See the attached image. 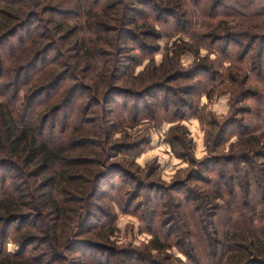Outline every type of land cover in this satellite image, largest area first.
<instances>
[{"label": "trees", "instance_id": "16d2710c", "mask_svg": "<svg viewBox=\"0 0 264 264\" xmlns=\"http://www.w3.org/2000/svg\"><path fill=\"white\" fill-rule=\"evenodd\" d=\"M158 2L0 0V264H176L174 262L178 261L167 253L173 245L161 243L158 239L147 246V252L113 247L102 242L108 240L106 236L109 235H104L103 231L108 229L111 232L113 222L102 220L99 225L91 223L101 211L100 198L96 196L100 185L96 176L99 175L101 161V153L97 150L101 146L94 137L100 133V124L97 119H91L82 121L83 126H79L77 123L82 117L78 115L73 123V127L76 124L79 127L77 132L67 134L69 113L65 103L66 100H74L75 94H78L77 83L63 91L70 78L84 74L94 84V87L90 85L91 88L83 89L82 95H87L88 100L95 95L94 99L98 102L101 101L98 95L114 94L107 91L111 84L108 73L112 63L106 59L105 52L112 48L111 56L115 58L121 48L128 46V40L139 44L141 36L156 39L160 33L147 21L149 11L156 13L157 21L173 22L176 27L195 26L183 21L180 14L168 6L159 10ZM219 2L215 9L222 6L223 16L219 12L213 15L203 13V18L208 20L200 19L203 31H195L193 38L207 48L222 44L223 59L230 63L228 67H223L224 73L210 66L194 68L190 70L189 77L203 74L201 84L171 88L170 84L187 77L181 75L179 66H170L165 61L152 67V77L140 82L139 86L143 85L138 92L125 91L138 96L139 101L132 103L138 108L135 118L141 113V107L155 115V103L148 104L143 100L150 87V91H165L163 104L166 108L175 104L180 106L183 115L179 120L186 119L188 112L199 115L197 103L191 97L203 91L211 98L214 92L211 88L221 81L222 76L223 86L231 93L232 104L237 100L257 99L256 108L237 111L238 115L230 121H223L222 126L215 120L210 121L212 126L219 125L218 131L211 133L212 151L217 153L228 141L229 128L234 136H239L236 142L230 144L228 154L215 156L201 164V169L207 171L212 165L222 166L220 170L215 169L219 170V179L211 182L218 195L205 191L207 194L202 193L201 199L215 210L223 211V218L227 217L229 223L223 226L226 231L220 235L210 216L207 220L200 219L206 225L197 221L200 207H196L192 211V219L198 232L192 237L200 242V251L196 256L185 252L197 264H264V91L251 85L255 79L264 88V0ZM185 5V1L181 2V7L185 8ZM181 15L192 16L186 8ZM230 18L237 20L235 26L227 20ZM25 27H28L25 35L9 49H4L6 40L17 36ZM188 30L182 29V32ZM123 38L126 39L123 41ZM55 50L57 54L50 57ZM98 51L105 54L101 56L102 61ZM194 53L198 54V51ZM244 65H249L247 70H244ZM106 75L108 79H100ZM27 86L31 99L26 102L20 99V95ZM159 92L156 94L158 98ZM64 93H68L66 100L61 99ZM179 93L184 97H179L180 101L173 99ZM42 97L43 101L37 103ZM130 103L126 102L125 106L129 108ZM87 105L86 111H89L90 101ZM240 113L243 115L240 116ZM244 114L252 116L255 123L247 125ZM111 125L115 127L116 120H108L105 130L109 127L110 137L111 132L116 130H112ZM56 128L59 133H55ZM170 131H174L173 139L180 141L179 133L174 128ZM113 146L108 148L114 151V148L120 147ZM186 179L185 182H188L197 177L193 172ZM243 197L247 198L244 202ZM219 199H223V206L219 203L213 205V200ZM196 200L198 198L190 195L187 197V203ZM179 204L176 208L178 217L174 219L181 218L179 211L183 205ZM241 209L250 214L261 209L259 225L250 219L246 227L238 226L248 216L243 215L241 224L236 222L234 215ZM168 224L165 222V226ZM12 227L19 234L16 238L19 250L16 253L6 251ZM76 228L81 231L74 237ZM173 228L178 229L179 226L173 225ZM86 232L94 235L93 240L80 238ZM173 232L169 234L172 236ZM174 245L179 247L177 243ZM62 251L79 255L72 257L75 258L73 260L65 257ZM152 251H157L156 255ZM217 252L220 254L214 258Z\"/></svg>", "mask_w": 264, "mask_h": 264}, {"label": "rangeland", "instance_id": "374dc122", "mask_svg": "<svg viewBox=\"0 0 264 264\" xmlns=\"http://www.w3.org/2000/svg\"><path fill=\"white\" fill-rule=\"evenodd\" d=\"M184 1L187 5L184 7L192 14L191 17L189 15H181V12H185V8L181 7V2L183 3ZM218 3H220L219 0H200L199 3L198 0H159L157 3L159 10L160 7L168 6L170 9L172 8L171 10H175V13L180 14L179 17H182L183 21H188L186 23L190 22L195 24V26L181 25L180 27H176L173 25V22L157 21L156 13L152 10L148 12L149 18L147 21L160 33L156 39H144L141 36L139 44H132L128 40V46L121 48L115 58L111 56L113 52L112 48L109 49V52L101 49L104 52L106 51V59L110 60V64L112 63L109 66L111 70L108 73L111 84H109L110 88L107 90L108 93H114H111V96H107L108 94L105 97L98 95L101 101L97 102L94 99L96 96L92 95V98L88 100L87 95H82L83 89L91 88L90 85L94 87V84L89 76L84 74H78L79 76H75L74 79L70 78L63 86L64 91L72 88L77 83L76 89L79 90L78 94H75L74 100L69 102L66 100L68 93H64L61 98L66 100L65 105L69 113L67 134L77 132L76 129L79 128L77 124L83 126L82 121L97 119V122L100 124L101 129L98 130L100 133L95 134L94 137L98 139L101 146L97 150L101 153V161L98 166L99 175L96 176L97 184L100 182L99 192H97L96 196L100 198L98 203L101 211H98L97 218H91V223L92 225H99L102 220H106L105 222L109 223L113 222L111 232L108 229L103 231L104 235H109L106 236L108 240H103L102 242L109 246L147 252V246L153 240L158 239L161 243H171L173 245L172 248L168 249L167 253L178 259L174 263L197 264L195 260H192L186 254V252H192L195 255L200 251V242L197 238L192 237L198 232L197 228L194 227L195 222L192 219V211H195L196 207H200L197 214V221H200V224L206 225V222L204 223L200 219L207 220L208 216H210L211 221L214 219L215 228H219L220 235L226 231L223 226L229 223V219L227 217L223 218V211L215 210V207L207 205L201 199V194L205 193V191H208L209 194L211 192L213 195L214 193L217 194L211 182L219 179L217 172L222 166L213 167L212 165L207 171L201 169V164L204 161L213 159L215 156L229 153L230 144L236 142L239 136H234L229 128L228 141H225L216 153L210 149V146H213L212 131L216 133L219 125L222 126L223 121L226 119L230 121L232 117L238 115L237 111H243L249 107L256 108L258 105L257 99L249 98L245 102L237 100L236 103L232 104L231 93L228 92L229 88L223 86L222 76L221 81L211 88L214 90L211 98L207 97L203 91L191 97L192 101L197 103L196 110L199 111V115L194 112H188L186 119L179 120L178 118L183 115L180 106L175 104L166 108L163 104L165 91H150V87L147 89L149 94L144 96L143 100L148 104L155 103L153 108L155 115L141 107V113L137 115L138 118H135L134 114L138 108L133 105L139 101L138 96L131 95L130 92L126 93L125 91L128 89L129 91L138 92L139 88L143 85L139 86L140 82L152 77L151 73L154 71L152 67L154 65L159 66L165 61L170 66H179L181 75L187 77L170 84L171 88L180 89L184 86L187 88L190 85L201 84V79L204 78L203 74L189 77L190 70L194 68L203 69L210 66L214 69H220L224 73L223 67H228L230 63L223 59L224 56L221 54L222 48L220 49L222 44H218L220 47L207 48L199 45V40L193 38L195 31H203L200 19L208 20L207 18H203V13L213 15L214 12H219L223 16L222 6L217 10L215 9ZM41 17H43V14ZM163 19L166 18L163 17ZM227 20L231 25H236L237 20L232 18ZM140 21V23H143L142 20ZM27 29L28 27H25V30L17 36L6 40L4 49H9L22 35H25ZM182 29L189 30L188 32H182ZM136 32L139 33V30H136ZM58 37L56 38L58 39ZM125 39L123 38V41ZM190 47L192 51H188ZM197 51L198 54H195L194 52ZM56 54V50L52 51L50 57ZM97 55H100L99 59L102 61L103 58L101 56L105 54H101L98 51ZM67 62L68 59H66ZM248 66L244 65V70H247ZM106 78L108 79L107 75L105 78L100 77V79ZM251 85L257 86L262 92L264 91V88L255 79L252 80ZM208 88L206 89L208 90ZM158 92L160 93V98L156 97ZM31 94H33V91H31ZM183 95L179 93L173 99L180 101L179 97H184ZM20 99L26 102L31 99L28 86L23 89ZM39 101H43V97L36 102L40 103ZM88 101H90L91 107L89 111H86ZM128 101L131 102L129 108L125 106V103ZM234 108L236 110L233 111ZM111 112L113 113L111 114ZM78 115L82 117V120L73 127L74 120ZM239 115L242 116L243 114L240 113ZM111 118L114 121L116 120L118 127L111 125V129L114 130L115 128L116 130H114V133L113 131L111 132L110 137L109 127L107 130L105 129L108 126V120ZM244 118L247 125L255 123V120L249 114H244ZM211 120L217 121L219 125L212 126L210 124ZM51 121L49 122L50 124ZM58 121L61 122L62 118ZM171 128H174L179 133L177 135L180 141L173 139L174 131L171 132ZM59 132L57 130L55 133ZM214 141L216 142V139ZM109 145L120 147L114 148V151H112L108 148ZM181 156H184V158ZM216 168L219 170H215ZM193 172L197 179L185 182V179ZM188 195L196 199L198 198V200L187 203ZM174 196L176 199H173ZM245 200L247 198L243 197V202ZM178 203H180L179 205H183L179 211L181 218L174 219L177 216L176 208ZM214 203H219L220 206H223V199L213 200V205ZM104 215L108 216L105 217ZM215 215L216 217H214ZM243 215L248 216L245 217V222L241 224ZM261 215V209L254 213L252 212V214L243 212V209H241L234 215V219L241 224L238 225L236 223L238 226L242 227L245 225L246 227L250 219L259 225L258 221ZM165 222L169 224L165 226ZM173 225H178L179 228L175 229ZM206 229L210 230L208 225ZM80 231L79 228H76L74 237ZM172 231L174 232L171 236L169 233H172ZM230 231L235 233L234 230ZM10 236V239L6 243V251L8 253H16L19 250V244L16 239L19 237V234L16 233L14 227L10 230ZM92 236L94 235L86 232L80 238L84 240L90 238V240H93ZM219 238L221 239V237ZM175 243L179 247L175 246ZM29 251L32 252V249L30 248ZM152 252L153 255L157 253V251ZM62 253L65 257L69 256L71 258L79 255V253L75 254L73 252L62 251ZM219 254L220 252H217L214 258H217ZM72 259L74 260L75 258ZM64 263L67 264V262Z\"/></svg>", "mask_w": 264, "mask_h": 264}]
</instances>
